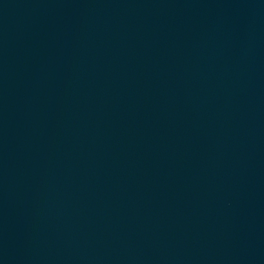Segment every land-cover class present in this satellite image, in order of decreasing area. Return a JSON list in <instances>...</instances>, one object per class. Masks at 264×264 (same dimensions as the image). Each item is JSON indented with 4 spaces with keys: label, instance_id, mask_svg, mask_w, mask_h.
<instances>
[{
    "label": "water",
    "instance_id": "1",
    "mask_svg": "<svg viewBox=\"0 0 264 264\" xmlns=\"http://www.w3.org/2000/svg\"><path fill=\"white\" fill-rule=\"evenodd\" d=\"M0 264H264V0H0Z\"/></svg>",
    "mask_w": 264,
    "mask_h": 264
}]
</instances>
